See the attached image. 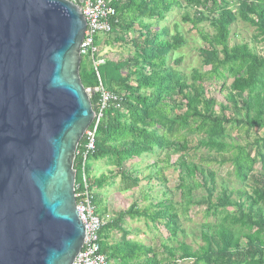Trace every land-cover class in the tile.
<instances>
[{"label":"trees","instance_id":"trees-1","mask_svg":"<svg viewBox=\"0 0 264 264\" xmlns=\"http://www.w3.org/2000/svg\"><path fill=\"white\" fill-rule=\"evenodd\" d=\"M236 1L239 3L237 14L231 10ZM183 4L191 11V14H185V23H191L197 29L207 22L215 28L213 37L202 35L209 49L200 51L203 65L210 70L206 74L194 70L190 83L181 72L168 67L169 58L182 48L185 38L178 31L169 38V31L163 26L168 15L174 9H183ZM113 5L117 16L105 38L111 40L114 36L116 42L124 44L127 41L123 36L133 34L130 39L133 56L119 62L106 60L98 68L104 88L121 97L117 106L104 111L95 150L88 158V163L100 162L117 170L109 177L103 175L99 178L90 175L91 166L86 170L88 189L94 197L98 215L108 212L102 207L105 205L102 193L116 179H121L126 191L139 188L141 180L125 169L128 163L143 157L160 159L164 154L162 162L171 167V152H174L180 154L176 163L181 168L190 150H204L220 157V164L233 165L236 177L241 182H248L252 195L242 192L234 201L232 194L222 192L213 203L215 188L208 184L214 185V178L212 175L204 177L207 197L198 205H205L208 214L218 211L222 214L231 207L237 208L238 214L234 218L228 215L222 218L213 231L214 235L205 236L206 247L201 253L190 252L184 247L180 260H189L192 264H264V135L246 146L226 142L229 126L247 131L264 130V58L246 44L229 47L231 27L238 20L255 27V39L264 43V0H114ZM100 39L101 36L96 40L99 50ZM83 59L90 60L82 57V62ZM174 63L181 65L183 58L174 60ZM80 77L85 89L94 90L99 86L93 64L86 69H82L81 64ZM230 79L233 82L226 88ZM212 81L222 82L223 90L228 91L226 104H220V113L214 110L215 99H207L205 95L204 85ZM90 100L97 112L99 94L94 93ZM239 109L245 111L244 118L238 116L236 111ZM227 112L231 116L228 117ZM193 137L198 139L196 146L189 148ZM84 145L83 138L78 151ZM81 165L82 159L78 155L74 164L76 187H80L77 194L83 187ZM156 175L165 184L162 171ZM180 179L181 188L190 192L185 179L182 176ZM243 197H247L244 202ZM151 208L140 210L137 204H133L115 220L112 218L102 230V253L108 264H177L172 250L168 259L158 262L159 255L153 247L128 240L131 232L125 227L127 217L164 228L170 239L177 237L179 218L172 200L159 202L155 212ZM232 219L233 223H241L249 233L235 236L228 224ZM113 232L121 235V241L116 244L108 242Z\"/></svg>","mask_w":264,"mask_h":264},{"label":"water","instance_id":"water-1","mask_svg":"<svg viewBox=\"0 0 264 264\" xmlns=\"http://www.w3.org/2000/svg\"><path fill=\"white\" fill-rule=\"evenodd\" d=\"M83 0H0V264H74L76 152L95 110Z\"/></svg>","mask_w":264,"mask_h":264},{"label":"rangeland","instance_id":"rangeland-1","mask_svg":"<svg viewBox=\"0 0 264 264\" xmlns=\"http://www.w3.org/2000/svg\"><path fill=\"white\" fill-rule=\"evenodd\" d=\"M183 4V9H174L172 13L168 15V20L163 24L169 31V38L176 34V31L181 33L185 38V44L182 48L173 54L169 58L168 67L171 70H176L181 72L187 77L188 83L191 82V75L194 70L199 71L202 74L209 72V68L203 65V61L200 57V51L204 49H209L208 44L204 41L202 35H207L213 37L215 34V28H213L209 23L204 22L198 26L197 29L193 28L191 23H185L183 18L185 14H191V11L185 8ZM231 10L234 13H238L239 3L234 2ZM137 26H135L136 28ZM155 28H153L154 30ZM257 32L255 27L243 23L238 20L231 27V35L229 39V47L235 45L246 44L248 47L259 56L264 58V43L261 40L255 39ZM106 36H101L100 42V59L107 61H124L131 59L133 56V49L130 46V39L133 38V34H128L127 37L124 35L127 43L116 42L113 36L110 40L105 38ZM109 44V45H108ZM182 57L183 63L181 65H176L174 60ZM91 60L83 59L82 69L89 68L91 66ZM233 80L230 79L226 85L229 88ZM205 95L207 99H215V111L220 113V104H226L225 98L228 93L227 89L223 90L222 82H207L204 85ZM233 111V110H232ZM231 111V113H232ZM177 113H180L178 110ZM238 116L241 118L245 117V111L239 109L236 111ZM229 117L231 114L226 113ZM236 115V113H235ZM228 137L226 138L229 144H238L241 146H246L252 144L257 138H262L264 135V130L253 129L247 131L242 127H227ZM197 137L190 138V147L196 146ZM173 154V162L171 167L164 164L162 161L165 160V155L163 154L160 159L157 157H143L140 160H135L128 163L125 167L127 172H132L133 177H137L141 180L139 188L126 191L122 185L120 178L116 179L109 188L103 190V195L105 198V209L112 214V218L115 220L116 217L122 212L128 210L131 205L137 204L140 210L144 208L152 207V212L157 211L155 208L159 202L165 201L167 199L172 200L175 210L178 214V225L180 232L175 239H170L164 228H156L151 223H147L145 220H130L128 217L125 218V227L127 230L136 236H130L128 240H133L146 244V246L153 247L157 254L159 255L158 262L169 258V251H174L175 259L177 264H192L193 262L186 260H180L182 255V249L184 247L188 248L190 252L201 253L202 249L206 247L205 236L214 235V229L221 223L222 218L225 215L234 218L238 214L237 208H228L226 212L220 214L218 212L208 214L205 205H198L199 202H203L207 197L206 189L203 187L204 177H210L212 175L214 178V185L210 182L209 187L214 186L215 193L213 203H216V198L221 195L222 192H227L228 195L232 194V199L234 201L240 198L242 192H246L248 196L252 195V189L248 186V182H241L235 175V170L233 165L226 163L220 164L221 158L216 154L212 153L209 155L206 151L200 150L195 152L193 149L190 150L185 156V165L179 167L177 162L180 154L171 152ZM254 155V154H253ZM159 162L158 167H153V164ZM91 166L95 169L94 175L101 173L102 163L100 162H89L88 167ZM256 168H260L257 166ZM196 169V172H194ZM258 169L256 171H258ZM162 171V177L165 180L163 184L156 175L158 171ZM115 172L117 170L115 169ZM129 173V174H130ZM204 173V175H202ZM182 176L185 179V184L188 186L189 192L186 189L181 188ZM152 177L153 179H149ZM157 177V178H156ZM111 182V184H112ZM109 198V200H108ZM247 197L241 198L244 202ZM229 221V229L237 237L243 236L242 234L249 233L248 229L244 228L241 223H233ZM244 240V239H243ZM121 241V235L117 232H113L109 238V243L116 244ZM167 250V251H166ZM167 264V262H162Z\"/></svg>","mask_w":264,"mask_h":264},{"label":"built area","instance_id":"built-area-1","mask_svg":"<svg viewBox=\"0 0 264 264\" xmlns=\"http://www.w3.org/2000/svg\"><path fill=\"white\" fill-rule=\"evenodd\" d=\"M113 3L114 0H83L80 6L87 22L81 45V57L91 60L99 81V86L94 90H85L90 98L94 93L99 94V101L93 124L84 136L85 145L82 150L77 152V156L79 155L82 159L81 169L83 174L82 190L80 189V192L78 194L76 193L77 211L79 219L85 228V241L74 264H108L106 255L102 253V239L100 234L111 221L112 214L107 212L103 216L98 215L94 204V197L88 189L86 170L88 168V158L95 150L97 130L103 119L104 111L110 106H117L121 101L119 95L104 88L98 74L99 66L104 65L106 60L100 59V50L96 46V40L98 37L105 36L111 32V22L117 16V11Z\"/></svg>","mask_w":264,"mask_h":264},{"label":"crops","instance_id":"crops-1","mask_svg":"<svg viewBox=\"0 0 264 264\" xmlns=\"http://www.w3.org/2000/svg\"><path fill=\"white\" fill-rule=\"evenodd\" d=\"M91 171H92V173H90V175L92 176V177H94V178H99V177H101V176H103V175H105V176H111V174H114V172H115V168H113V167H107L106 166V164H102V170H101V173H97L96 175H94V173H95V169H91ZM112 182V181H111ZM110 182V183H111ZM102 198H104V195H103V193H102ZM104 200H105V198H104ZM108 200H109V198H108ZM106 201V200H105ZM106 203V202H105ZM130 236H136V235H134V234H131Z\"/></svg>","mask_w":264,"mask_h":264},{"label":"bare ground","instance_id":"bare-ground-1","mask_svg":"<svg viewBox=\"0 0 264 264\" xmlns=\"http://www.w3.org/2000/svg\"><path fill=\"white\" fill-rule=\"evenodd\" d=\"M78 149H79V147H78ZM77 152H78V150H77ZM77 152H76V157H77ZM76 159V158H75ZM79 187V186H78ZM78 187H76V185H75V190H77V188Z\"/></svg>","mask_w":264,"mask_h":264}]
</instances>
